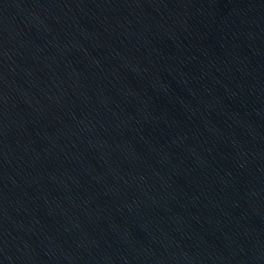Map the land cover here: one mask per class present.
Returning <instances> with one entry per match:
<instances>
[{
  "label": "water",
  "instance_id": "95a60500",
  "mask_svg": "<svg viewBox=\"0 0 264 264\" xmlns=\"http://www.w3.org/2000/svg\"><path fill=\"white\" fill-rule=\"evenodd\" d=\"M0 264H264V0H134L0 151Z\"/></svg>",
  "mask_w": 264,
  "mask_h": 264
}]
</instances>
